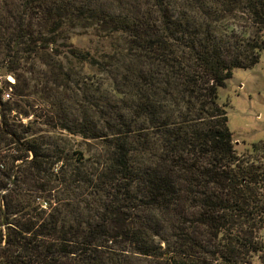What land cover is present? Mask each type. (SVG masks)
<instances>
[{"label":"trees","instance_id":"1","mask_svg":"<svg viewBox=\"0 0 264 264\" xmlns=\"http://www.w3.org/2000/svg\"><path fill=\"white\" fill-rule=\"evenodd\" d=\"M263 36L264 0H0L3 87L40 63L46 124L98 144L0 88V264H264V142L239 153L219 98Z\"/></svg>","mask_w":264,"mask_h":264},{"label":"rangeland","instance_id":"2","mask_svg":"<svg viewBox=\"0 0 264 264\" xmlns=\"http://www.w3.org/2000/svg\"><path fill=\"white\" fill-rule=\"evenodd\" d=\"M90 34V31L86 32L80 29L76 35L71 34L70 36L69 33V37L67 36L66 39L76 45L88 48L91 45L89 41L92 43L91 47L97 44V37ZM4 66L5 64L0 63V70ZM22 70L19 72L21 81L18 83L19 90L23 92L21 97L14 96V88L5 87L7 86L6 82L12 84L16 82L14 76L7 73V76L3 77L0 74V88L5 87L3 101L21 102L23 108L34 110L36 113L29 118L19 115L16 120L23 124L36 120V127L42 130L41 133L46 134V138L48 136L53 137L57 145L62 146L70 155L81 150L82 152L91 149L92 152L97 150L98 144L96 142L88 143L79 136L68 135L65 130L57 128V126L55 129L46 124V122H50L51 118H54L56 124H59L55 117L57 114H54L50 107L49 90L46 89L47 86L44 85L41 74L47 72V69L42 67L40 63L28 61L23 64ZM3 85L5 86L3 87ZM219 98L221 104H226L229 116L228 125L234 134L233 139L239 153H243L245 149H251L253 144L264 142V50L260 55L259 63L254 68L233 71V78L228 81L225 88L220 89ZM14 152V149L11 151L4 146L1 151L2 154L7 155L14 154ZM55 168L57 171L58 168Z\"/></svg>","mask_w":264,"mask_h":264},{"label":"built area","instance_id":"3","mask_svg":"<svg viewBox=\"0 0 264 264\" xmlns=\"http://www.w3.org/2000/svg\"><path fill=\"white\" fill-rule=\"evenodd\" d=\"M9 79L13 82V80L11 79V77H9ZM11 88V87H10ZM9 95V93L7 94V96ZM20 163V161H16V165L17 164H19ZM16 168V167H15ZM0 169L1 170H5L6 169V164L4 163V162H1L0 163ZM11 185V184H10ZM6 190L7 189H4V190H2L1 192H0V196L2 195V194H4L5 192H6ZM1 203H2V205H3V202L1 201ZM2 228H4V226L2 227ZM4 230V229H3Z\"/></svg>","mask_w":264,"mask_h":264},{"label":"water","instance_id":"4","mask_svg":"<svg viewBox=\"0 0 264 264\" xmlns=\"http://www.w3.org/2000/svg\"><path fill=\"white\" fill-rule=\"evenodd\" d=\"M7 68L6 67H4V68H2L1 70H0V74L3 76V77H6L7 76Z\"/></svg>","mask_w":264,"mask_h":264}]
</instances>
